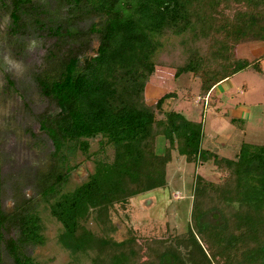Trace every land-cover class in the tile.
Here are the masks:
<instances>
[{
	"label": "trees",
	"instance_id": "16d2710c",
	"mask_svg": "<svg viewBox=\"0 0 264 264\" xmlns=\"http://www.w3.org/2000/svg\"><path fill=\"white\" fill-rule=\"evenodd\" d=\"M38 1L0 0L13 35L33 22L46 26ZM59 1L103 18L89 31L98 40L93 55L69 56L37 80L57 107L40 118L60 161L41 179L40 194L63 226L62 243L93 255L91 264H264V145L243 143L235 159L223 157L203 148L202 123L165 107L173 93L153 105L145 97L157 66L174 69L176 78H199L204 95L249 66L261 73L258 63L237 57V47L264 41V0ZM160 136L168 143L163 155L156 152ZM97 137L114 149L113 159L96 161L87 181L64 191L74 169L66 153L89 155ZM175 150L189 163L212 162L226 176L214 183L197 175L192 225L181 235L142 242L133 234L121 241L110 236L118 206L167 186ZM30 204L9 215L0 209L1 229L14 221L20 232L18 239L0 232L15 264H39L24 246L45 243L42 217Z\"/></svg>",
	"mask_w": 264,
	"mask_h": 264
},
{
	"label": "rangeland",
	"instance_id": "374dc122",
	"mask_svg": "<svg viewBox=\"0 0 264 264\" xmlns=\"http://www.w3.org/2000/svg\"><path fill=\"white\" fill-rule=\"evenodd\" d=\"M38 2L46 26L38 27L33 22L22 35L11 33L10 14L0 6V209L9 215L31 202L29 207L39 212L45 243L24 246L25 253L39 264H91L93 255L76 253L62 243L63 226L40 194L41 179L53 173V167L57 170L60 161L53 158V144L40 128L41 115L54 113L57 107L41 95L37 80L69 56L93 55L98 40L89 31L103 18L84 16L59 0ZM237 57L258 63L261 73L249 66L204 95L199 78L191 74L176 78L174 69L157 66L145 95L147 103L153 105L173 93L165 107L202 123L203 148L228 159L236 158L243 143L264 145V41L240 43ZM101 141V137L90 140L89 155L81 150L66 153L74 169L64 191L87 181L96 161L113 159L114 149ZM156 146L157 154L163 155L168 143L157 140ZM199 174L214 183L226 177L215 171L212 162L204 166L189 163L175 150L168 165L167 186L118 206L108 234L118 241L133 234L142 242L185 233L192 225L190 215ZM6 226L5 230L0 227L5 238L20 237L14 221ZM89 226L100 232L93 221ZM0 264H15L1 239Z\"/></svg>",
	"mask_w": 264,
	"mask_h": 264
},
{
	"label": "crops",
	"instance_id": "0c3cea01",
	"mask_svg": "<svg viewBox=\"0 0 264 264\" xmlns=\"http://www.w3.org/2000/svg\"><path fill=\"white\" fill-rule=\"evenodd\" d=\"M216 87H218V86H216ZM216 87H215L214 89H216ZM214 89H213V90H214ZM213 90H212V91H213ZM163 139H165V138L162 137V136L158 137V139H157V140H158V143H160ZM156 147H157V146H156ZM211 151H212V150H211ZM214 152H215V151H214Z\"/></svg>",
	"mask_w": 264,
	"mask_h": 264
}]
</instances>
